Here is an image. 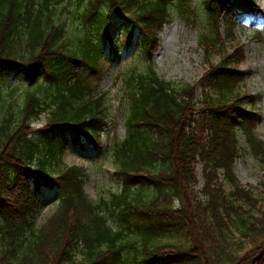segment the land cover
<instances>
[{
	"label": "trees",
	"instance_id": "trees-1",
	"mask_svg": "<svg viewBox=\"0 0 264 264\" xmlns=\"http://www.w3.org/2000/svg\"><path fill=\"white\" fill-rule=\"evenodd\" d=\"M193 2L0 0V264H264V211L234 170L238 134L264 164L257 114L235 92L239 47L196 85L168 82L151 63L124 73L125 137L106 151L117 191L94 202L85 169L63 164L68 147L99 146L110 110L100 83L123 49L139 42L150 55L174 17L195 21ZM203 4L207 59L257 2ZM47 190L58 192L55 212L39 226Z\"/></svg>",
	"mask_w": 264,
	"mask_h": 264
},
{
	"label": "rangeland",
	"instance_id": "rangeland-1",
	"mask_svg": "<svg viewBox=\"0 0 264 264\" xmlns=\"http://www.w3.org/2000/svg\"><path fill=\"white\" fill-rule=\"evenodd\" d=\"M196 7L195 21L186 23L180 17H174L172 22L165 25L161 31L155 50L150 55H143L141 43L135 42L133 47L123 49L122 60L107 71L105 78L100 83V90L107 93L109 116L106 122L104 133L95 149L88 145L86 149L79 147H68L65 152L64 165L73 167L80 166L86 171L85 192L94 202L106 198L109 193L119 189L118 181L115 178V168L112 161L107 160V148L112 141L121 140L125 137V116L124 97H122V80L124 73L130 68L138 71L144 70L149 63L153 64L156 73L168 82L176 84L196 85L203 81L209 74L211 64L222 62L226 55L233 54L235 49L241 48L243 56L240 59L238 72L245 74L244 81L235 90L236 95L242 100V111L252 108L256 117V135L264 142V0H256L255 12L238 13L236 17L235 39H228L224 43L223 50L217 48L215 52L206 59V52L201 45V36L208 34L213 36L211 26H208L205 19L204 0H193ZM225 16V15H223ZM230 27V24L226 23ZM221 33L224 28L220 21ZM214 31V30H213ZM10 81L17 82L13 77ZM201 86V84H200ZM197 85L196 100H203L201 90ZM254 106L251 107V104ZM196 119L200 115H193ZM35 125L36 129L45 125V117ZM242 152L235 162L234 170L238 181L243 188L253 191L258 201L256 213L264 211V164L260 159L244 149L245 138L239 135ZM198 185L197 192L202 191V165L197 166ZM223 177L221 181H223ZM226 190L230 186L226 185ZM58 192L43 191L41 200L36 212V222L39 226L45 224L55 211V199Z\"/></svg>",
	"mask_w": 264,
	"mask_h": 264
}]
</instances>
